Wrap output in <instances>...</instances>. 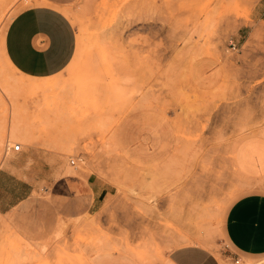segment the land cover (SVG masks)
Returning <instances> with one entry per match:
<instances>
[{
    "label": "rangeland",
    "instance_id": "obj_1",
    "mask_svg": "<svg viewBox=\"0 0 264 264\" xmlns=\"http://www.w3.org/2000/svg\"><path fill=\"white\" fill-rule=\"evenodd\" d=\"M41 1L0 0V155L42 139L50 165L95 172L116 197L91 215L80 202L71 216L69 201L40 188L0 215V264H91L110 252L157 264L191 244L231 259L221 217L246 190L264 192V178L246 180L232 162L239 141L264 137V29L250 31V2L61 0L76 52L63 72L35 80L13 70L1 46L13 17ZM206 55L223 78L201 91L190 69ZM138 109L159 111L174 129V154L159 170H131L113 149L116 127ZM13 126L25 136H10Z\"/></svg>",
    "mask_w": 264,
    "mask_h": 264
},
{
    "label": "crops",
    "instance_id": "obj_2",
    "mask_svg": "<svg viewBox=\"0 0 264 264\" xmlns=\"http://www.w3.org/2000/svg\"><path fill=\"white\" fill-rule=\"evenodd\" d=\"M250 2L251 24L264 29V0ZM20 11L7 25L1 52L18 74L44 80L63 72L76 52V32L59 8L61 0H44ZM47 5V6H45ZM238 41V40H237ZM234 48L237 43L232 41ZM57 69V71H53ZM223 78L216 57H199L191 66L194 87L209 91ZM112 136L113 149L122 163L134 171H154L166 165L175 151L174 129L168 119L155 109H138L126 116ZM42 139L18 152L7 149L0 155V215L32 201L40 188L56 201H69L71 216L79 212L81 202L88 215L98 213L116 197L115 186L95 172H65L50 165V154ZM233 166L251 182L264 178V137L243 138L235 146ZM220 234L235 256L248 261L264 258V192L248 189L225 209ZM231 264L203 244L184 245L166 250L157 264ZM91 264H140L124 253L110 252L93 256Z\"/></svg>",
    "mask_w": 264,
    "mask_h": 264
},
{
    "label": "built area",
    "instance_id": "obj_3",
    "mask_svg": "<svg viewBox=\"0 0 264 264\" xmlns=\"http://www.w3.org/2000/svg\"><path fill=\"white\" fill-rule=\"evenodd\" d=\"M233 48H234V46H233ZM10 149H12L15 152H18L20 150V145H18V144L13 145ZM70 164L74 165L75 162L73 160H70ZM231 264H244V262L242 261V259L240 257L233 256L231 258Z\"/></svg>",
    "mask_w": 264,
    "mask_h": 264
},
{
    "label": "bare ground",
    "instance_id": "obj_4",
    "mask_svg": "<svg viewBox=\"0 0 264 264\" xmlns=\"http://www.w3.org/2000/svg\"><path fill=\"white\" fill-rule=\"evenodd\" d=\"M10 136L11 135H16V134H21L22 136H25V133H23V131L21 130V128H19L18 126H13L10 130ZM20 135V136H21ZM250 264H256V263H250Z\"/></svg>",
    "mask_w": 264,
    "mask_h": 264
},
{
    "label": "snow or ice",
    "instance_id": "obj_5",
    "mask_svg": "<svg viewBox=\"0 0 264 264\" xmlns=\"http://www.w3.org/2000/svg\"><path fill=\"white\" fill-rule=\"evenodd\" d=\"M53 71H57V69H53ZM177 264H183V262L177 261Z\"/></svg>",
    "mask_w": 264,
    "mask_h": 264
}]
</instances>
